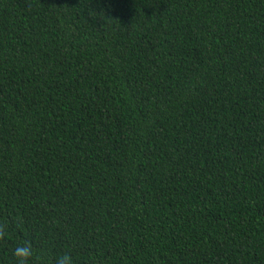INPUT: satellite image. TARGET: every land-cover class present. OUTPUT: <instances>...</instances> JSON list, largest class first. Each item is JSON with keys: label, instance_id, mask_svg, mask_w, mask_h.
<instances>
[{"label": "trees", "instance_id": "16d2710c", "mask_svg": "<svg viewBox=\"0 0 264 264\" xmlns=\"http://www.w3.org/2000/svg\"><path fill=\"white\" fill-rule=\"evenodd\" d=\"M264 264V0H0V264Z\"/></svg>", "mask_w": 264, "mask_h": 264}, {"label": "clouds", "instance_id": "9594fccd", "mask_svg": "<svg viewBox=\"0 0 264 264\" xmlns=\"http://www.w3.org/2000/svg\"><path fill=\"white\" fill-rule=\"evenodd\" d=\"M21 258V264H26L27 258L31 255L30 251L26 248H18L15 253ZM59 264H71V259L68 256L63 257Z\"/></svg>", "mask_w": 264, "mask_h": 264}]
</instances>
